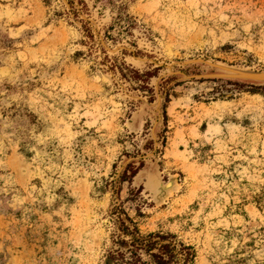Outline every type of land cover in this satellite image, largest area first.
<instances>
[{
  "label": "rangeland",
  "instance_id": "1",
  "mask_svg": "<svg viewBox=\"0 0 264 264\" xmlns=\"http://www.w3.org/2000/svg\"><path fill=\"white\" fill-rule=\"evenodd\" d=\"M119 217L264 264V0H0V264H112Z\"/></svg>",
  "mask_w": 264,
  "mask_h": 264
},
{
  "label": "trees",
  "instance_id": "2",
  "mask_svg": "<svg viewBox=\"0 0 264 264\" xmlns=\"http://www.w3.org/2000/svg\"><path fill=\"white\" fill-rule=\"evenodd\" d=\"M228 84H238L237 81L226 80ZM259 88V87H257ZM256 88V90H257ZM134 161L127 163L120 176V181L131 182L140 168ZM133 200L138 196L141 187L131 189ZM122 211V210H121ZM143 213L139 212L138 215ZM119 232L113 239V248L107 251V259L112 264H193L196 257L194 246L178 239L176 234L162 231L141 233L137 224L129 217L118 219Z\"/></svg>",
  "mask_w": 264,
  "mask_h": 264
}]
</instances>
